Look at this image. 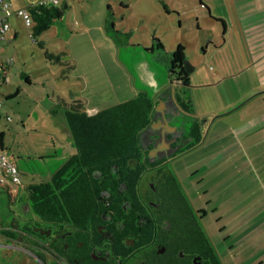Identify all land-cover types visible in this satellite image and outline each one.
Here are the masks:
<instances>
[{"label": "rangeland", "instance_id": "1", "mask_svg": "<svg viewBox=\"0 0 264 264\" xmlns=\"http://www.w3.org/2000/svg\"><path fill=\"white\" fill-rule=\"evenodd\" d=\"M227 2L229 5L213 0L212 6L207 0H70V7L62 19L38 37L49 51L66 52L62 56L64 64L47 60L44 50L31 37V27L13 18L18 37L14 39L13 34L9 41L0 42L3 58L13 60L8 66L10 81L0 85V133H5L6 150L3 153L16 159L23 167L21 171L27 172L23 176V185L47 180L46 171H54L66 159L64 152L71 148L65 145L66 134L59 131L56 121L64 120L63 111L72 109L74 99L89 101V106L99 97L107 98L105 106L131 99L136 89L143 88L135 62L147 61L150 68L155 65L166 72L169 55L178 45L185 48L189 68L207 63L211 58H220L218 50L209 42L211 39L221 43L225 40V24L216 14L224 15L230 26L236 5ZM245 4L251 8L249 1ZM58 6L63 8L64 4L59 2ZM58 26L63 27L62 33L58 34ZM232 26L233 37L229 34L226 38L227 42L230 40L237 46L240 42L237 21ZM154 37L162 42L164 49L156 47L155 52H149L144 46L151 45ZM209 44L211 47L207 50ZM146 55H149L148 60ZM68 64L73 66L72 74L64 78L61 75ZM26 76L31 78L30 84ZM17 88L21 91L16 97L5 99L7 92L13 93ZM156 94L152 93L151 97ZM189 95L185 91L180 97L183 100ZM164 96L165 108L154 109V116L164 118L177 149L183 150L165 164L164 171L176 174L182 193L188 196L186 182L193 176H189L191 171L210 153L219 159L224 157V152L207 150L201 144L187 149L193 142L188 136L192 113L178 107L170 92ZM52 109L55 112L50 113ZM8 116L12 121L6 119ZM32 173L36 175L33 178ZM231 175L233 172L219 169L213 181L219 184L220 177ZM20 197H12L7 188L0 186V232L13 218L22 224L21 215L25 209L26 214L31 212L28 202ZM198 215V220L209 231L212 248L214 245L222 254L223 241L221 231L216 229V219L212 220L210 214L205 219ZM18 242V238L0 233V264H42L40 259L25 251L27 247L23 250L16 244ZM44 262L52 264L49 259Z\"/></svg>", "mask_w": 264, "mask_h": 264}, {"label": "flooded vegetation", "instance_id": "2", "mask_svg": "<svg viewBox=\"0 0 264 264\" xmlns=\"http://www.w3.org/2000/svg\"><path fill=\"white\" fill-rule=\"evenodd\" d=\"M156 47L160 48L153 41L144 49L155 52ZM146 56L148 60L149 55ZM135 64L143 88L136 89L134 95L151 97L157 93L151 97L150 121L140 130L137 143L96 144L91 154L74 162L77 169L73 173L62 174L60 187L45 191L46 201L33 203L31 187L52 183L56 173L81 154V147L70 140L68 130L65 137L70 141L65 145L71 150L64 152L66 159L54 171H46L47 180L24 186L23 176L27 172L21 171V163L18 167L21 184L14 198L21 195L20 200L28 202L31 212L26 214L25 209L22 224L13 218L5 230L42 264L46 259L52 264H217L207 231L198 220L201 213L182 193L176 174L164 171L165 164L183 150L177 149L164 118L153 113L156 108H165L164 95L168 92L178 107L189 111L187 97L183 100L180 97L188 85L183 83V73L170 59L166 72L155 65L150 68L147 61ZM183 66L189 71L188 61ZM106 101V97H100L95 104L101 106L92 104L91 108L87 107L89 102L83 101L80 109L84 107L88 116H95L113 106H105ZM188 136L193 142L187 149H192L198 138L193 121ZM40 203L58 206L59 216L46 218L38 214L36 206L39 208Z\"/></svg>", "mask_w": 264, "mask_h": 264}, {"label": "crops", "instance_id": "3", "mask_svg": "<svg viewBox=\"0 0 264 264\" xmlns=\"http://www.w3.org/2000/svg\"><path fill=\"white\" fill-rule=\"evenodd\" d=\"M8 1L14 13L9 17L11 28L5 42L13 34L14 39L18 37L13 18L26 25L15 11L39 4L41 0ZM207 1L212 5L213 0ZM215 1H222L223 5L232 1L236 5L231 21H237L240 42L237 46L230 40L227 42V35L233 37L232 23L229 26L224 15L216 14L225 24L226 37L222 43L212 39L209 43L218 50L220 58H211L199 66L191 65L186 93L190 94L187 101L193 121L203 136L206 135L198 144L210 151L224 152V157L217 159L210 153L206 160H201L189 174H193L191 180L188 177V182L185 181L186 193L202 218L210 214L212 220L216 219L223 251L218 253L214 245L213 250L220 264H264V0ZM247 1L251 8H247ZM59 2L65 4L64 0ZM62 28L58 26V34L63 32ZM209 47L210 44L207 50ZM2 53L0 50V69L8 78L4 82L7 83L10 81L8 66L13 60L5 65L7 60ZM71 74L72 70L64 78ZM56 122L59 131L66 133L65 120ZM1 148L6 150L5 134ZM218 168L233 175L220 177L216 184L213 180ZM207 235L212 242L209 231Z\"/></svg>", "mask_w": 264, "mask_h": 264}, {"label": "trees", "instance_id": "4", "mask_svg": "<svg viewBox=\"0 0 264 264\" xmlns=\"http://www.w3.org/2000/svg\"><path fill=\"white\" fill-rule=\"evenodd\" d=\"M69 7V3H65L63 8H60L58 4H32L26 8L32 19V25L30 26L32 30L31 37L38 43L40 48L44 50L47 60H52L53 62L56 61L61 64H64L62 56L63 54H66V52L59 51L56 53L49 51L45 47L44 41L38 40V37L56 24L58 20H61L65 10L69 9ZM107 8L110 10L111 6L108 4ZM153 41L157 43L161 49H164L162 42L157 37H154ZM169 59L170 62L176 65L183 73V75L180 74L182 76V81L185 85H188L190 72L186 71L183 66V63L187 60L185 48L182 45H178L170 53ZM71 70H73V66L69 64L66 65L61 76L64 77L66 74H69ZM26 81L27 83H30L28 77L26 78ZM4 82L5 81H3V83ZM20 91L21 89L17 88L13 93L5 95V99L8 100L16 97ZM82 104L83 103L79 100H73L71 104L72 109L66 111L64 117L66 122V132L68 130L70 140L78 147H81V154L68 161L65 166L56 173L52 183L46 182L31 187L33 191L31 196L33 203L35 200L46 201L44 198L45 191L60 187V177L62 174L65 171L73 173V171L77 169L74 162H78V158L82 155L85 156L91 154L96 144H100L102 141H117L121 144L124 142L130 144L137 143L140 130L150 121L149 115L153 106V99L147 94H137L132 99L120 102L105 110L97 112L95 116H88V114L83 111L84 107L80 109ZM193 123L194 132L198 137L195 141L197 145L201 142L203 134L199 125L195 121H193ZM4 134V132L0 133V146L3 144ZM36 209L38 214L46 218H50V216L58 217L60 214L59 207L54 204H51V207H49L46 206L45 203L41 206L40 203L39 208L36 206ZM0 233L6 234L7 232L3 229ZM214 257L217 264H220L217 256L214 255Z\"/></svg>", "mask_w": 264, "mask_h": 264}, {"label": "built area", "instance_id": "5", "mask_svg": "<svg viewBox=\"0 0 264 264\" xmlns=\"http://www.w3.org/2000/svg\"><path fill=\"white\" fill-rule=\"evenodd\" d=\"M59 0H41L39 4H58ZM65 3H70V0H64ZM14 13L11 9V2L8 0H0V42L7 40L8 33L10 31V22L9 17ZM18 16H21L26 25L30 27L32 25V19L27 11V9H19L15 11ZM12 62V59H9L5 64ZM8 78L5 74L0 73V85L3 81H7ZM2 105L0 100V106ZM8 120L11 118L8 116ZM21 184V174L18 168L16 161L13 158H10L8 155L4 154L0 146V186L7 188L10 191L12 197H15L18 188Z\"/></svg>", "mask_w": 264, "mask_h": 264}, {"label": "water", "instance_id": "6", "mask_svg": "<svg viewBox=\"0 0 264 264\" xmlns=\"http://www.w3.org/2000/svg\"><path fill=\"white\" fill-rule=\"evenodd\" d=\"M188 70H190V68L187 67Z\"/></svg>", "mask_w": 264, "mask_h": 264}, {"label": "clouds", "instance_id": "7", "mask_svg": "<svg viewBox=\"0 0 264 264\" xmlns=\"http://www.w3.org/2000/svg\"><path fill=\"white\" fill-rule=\"evenodd\" d=\"M16 161V160H15ZM17 163V162H16ZM18 165V164H17Z\"/></svg>", "mask_w": 264, "mask_h": 264}]
</instances>
